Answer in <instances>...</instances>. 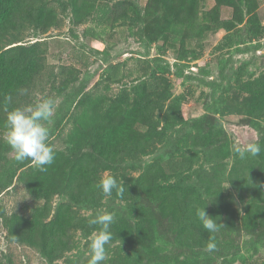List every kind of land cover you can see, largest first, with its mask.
<instances>
[{
    "label": "rangeland",
    "instance_id": "1",
    "mask_svg": "<svg viewBox=\"0 0 264 264\" xmlns=\"http://www.w3.org/2000/svg\"><path fill=\"white\" fill-rule=\"evenodd\" d=\"M85 1L87 13L78 18V8L86 12L79 0H29L40 24L14 18L10 33L17 40L9 46L10 33L4 38L0 29V56L17 80H27L21 87L27 94L15 95L11 108L46 97L57 101L47 124L56 155L46 172L34 161L18 168L3 140L5 111L1 115L0 264H88L90 238L99 228L89 220L105 212L115 215L101 264H264V34L252 36L264 29V0H184L181 9V0H172L171 12L147 20L150 0ZM105 6L114 15L112 27L98 12ZM170 20L184 29L175 42L164 25ZM149 23L152 40L143 31ZM218 23L233 28L214 30ZM103 28V37L87 33ZM227 34L233 46L217 49ZM19 48L28 49L20 54ZM108 62L121 64L118 82L101 78ZM155 76L162 78L159 96L147 88ZM189 87L194 98L177 108ZM93 99H116L121 121L138 111L153 115L163 135L139 154L135 143L97 127L99 118L87 112ZM250 142L262 151L241 159L235 146ZM170 159L184 160V172L164 174ZM104 175L117 179L123 195H103L96 185ZM204 207L220 224L214 233L196 216ZM68 218L76 228L68 220L67 232L55 228ZM210 237L217 245L212 252Z\"/></svg>",
    "mask_w": 264,
    "mask_h": 264
},
{
    "label": "trees",
    "instance_id": "2",
    "mask_svg": "<svg viewBox=\"0 0 264 264\" xmlns=\"http://www.w3.org/2000/svg\"><path fill=\"white\" fill-rule=\"evenodd\" d=\"M13 1L15 2V4H13ZM79 1L82 3V5L86 9L87 8L86 1L85 0H79ZM124 1L125 0H123L122 3H125ZM26 2L28 5L24 6L25 8H23L20 0H0V29H4V31H5V35H3L4 38L8 35V33H10V31H14V29H16L17 23L13 22L14 18H17L18 20H24V21L30 20L31 24H33V23L38 24V25L40 24L41 14L40 13H38L37 15L33 14L31 12V7L33 8V5L29 3V0H27ZM182 2H184V0H181L180 4H178L176 6V8L178 7L181 9L183 7ZM149 3H151V4L148 6V8L146 10L145 20H147L149 18L155 19V13H159L160 11H170L171 12L175 8V6L173 7L172 0H150ZM117 4H120V1ZM21 7L23 9L22 12H24L22 17L20 16V11H21L20 8ZM97 8H98V6H97ZM16 10H18V11L12 12V11H16ZM77 10L80 11V13H81V14H78V16H77L78 18L82 17L83 14L87 13V9L85 10L86 12H82L81 8H78ZM98 12L101 13V15L103 17H106L105 22H106V24H108V26L112 27L114 25L113 24V21L115 20L114 15L108 6L107 7L105 6L102 8L100 7ZM9 13H11V18H8ZM122 17H124V16H122ZM242 18H243V15L240 13L238 21L243 22ZM157 23H159V21L154 23L155 27L161 28L160 24H157ZM111 24H113V25H111ZM38 25H36V26H38ZM152 25H153V23H149V25L147 27L143 28V31L145 32L146 36L149 37L150 40H152V35H151L152 34V32H151L152 31ZM164 25H166V28L170 29V33H171L170 39H173L174 42H175L174 39H175L176 35L181 34L184 30L183 27L179 26L178 22H176L174 20L173 21L170 20V21L166 22ZM106 27H107V25H106ZM232 28H233V24H229V23H218L216 26H214V30H219V29L231 30ZM107 30H108V28H103L102 30H99V32L97 34H96V32H93V31L92 32L87 31V33L92 38H97V37L106 36ZM175 31H176V33H175ZM263 34H264V29H262V31L255 32L252 36H254V38H259ZM10 35H11V40L7 41L8 43H10V44H8V46L16 43L15 41L17 40V36H14L13 32H11ZM155 36H158V35L155 34ZM206 37H207V34H205V36H202L201 39L206 38ZM197 46H199V48H200L199 52L201 55L202 51L204 50V46H203L202 42L201 41H200V43L198 42ZM232 46H233L232 36L227 34L226 36H224L222 42L217 46V49L223 50L224 48H231ZM28 48H21L22 50L19 48V50H21L20 54L22 53L23 50L28 49ZM2 57L3 56H0V119L2 118L1 115H3V111H4V105H5V99L4 98L7 95H11L12 100H13L14 96L18 94V89H20L24 84L27 83V80H24V81L17 80V76L19 77L20 75H18V74L16 75V73H17L16 71L9 69V67H8L9 65L3 61ZM180 58H182V57H180ZM120 67H121L120 63L113 64L111 62H108V66L105 68V70L101 74V78H105L106 80H112V81L118 82L120 80L119 77L121 74ZM23 71H25V70H23ZM26 74H27V72H26ZM161 82H162V78L160 76H155L153 78V80L148 82V84H147L148 90L155 91V93H157L159 96L161 93H158V92L162 88ZM125 94H127V93L124 90L119 94V96L117 95V97H119L118 101L122 100V98H124ZM164 94H166V93H163V96H161L162 98L165 97ZM195 94H196V91L193 88L189 87L183 94H181L177 98L176 107L180 109L183 105H185L191 99H193ZM90 96H92V93H90ZM115 102L118 103L116 99L114 100L113 104H108L106 102H96V100L94 101V99L91 102L88 100V110H87L88 115L93 117V118H95V117L99 118L100 124H102L104 126L99 124L97 127H100V126H101V128L103 127L102 129L100 128V130H102V132H107L110 137H111V135H114V137H118V138H120V136H122L125 139V141H127V143H129V144L135 143L136 149H138L139 154L147 153V152L151 151L152 148L154 147V145H152V143L150 141L152 139L155 140V139L161 138V134H162L159 130H156L158 123L153 119L154 116L153 115L148 116L145 114L144 111H138L137 115L135 117L125 116L124 120L121 121L123 118L118 119L117 116H115V109H116V105H115L116 103ZM80 105H83V100L81 102H79V106ZM7 106L9 109H11L12 102L9 103ZM175 112L176 111L174 110V113ZM170 118H171V116L168 117V121L170 120ZM142 119H143V121H142ZM103 122L107 123V124H104ZM141 127L142 128H149L147 132H151L149 130H152L153 131L152 134L151 135L150 134H144L142 132L143 129ZM159 140H162V139H159ZM0 159H1V156H0ZM32 162L33 161H31V160H25L22 163L15 161V163H18V168H20V169L31 165ZM163 165L166 168V170L165 169L163 170L164 174H165V171L166 172L168 171V173H170V174H181L186 169L187 163L181 159H170V160L164 161ZM106 167H109V166H107V165L106 166L105 165L100 166L98 171H103L104 169L106 170ZM4 173L7 174L8 170H4ZM15 173H16V171H15ZM13 175H14V173H12V176ZM66 220H68L67 226H72V228H76V226H74L71 223L69 218L65 219L64 221L57 220L58 222L55 223V225H56L55 228L56 229L57 228L63 229L64 233L67 232L68 229L64 228ZM68 222H69V224H68ZM68 235L69 234H67V236ZM67 236L65 238L66 239L65 245L67 242H69V240L67 241V239H68ZM48 250H49V247L46 245V252L47 253H48Z\"/></svg>",
    "mask_w": 264,
    "mask_h": 264
},
{
    "label": "clouds",
    "instance_id": "3",
    "mask_svg": "<svg viewBox=\"0 0 264 264\" xmlns=\"http://www.w3.org/2000/svg\"><path fill=\"white\" fill-rule=\"evenodd\" d=\"M18 94H27V89H18ZM4 99V111L6 113L4 142L14 153L15 161L20 163L25 160L34 161L41 172H46V166L53 164L56 155L53 146L48 142L50 129L47 124L54 114L57 101L52 97H46L33 104L9 109L7 105L11 103L12 96L7 95ZM234 150L241 159H245L247 156L259 155L262 148L259 143L250 142L243 146H235ZM96 187L101 189L105 197H110L113 190L116 191L117 195H123L124 192L121 184L111 175L102 176ZM114 215V213L105 212L97 214L89 220V225H98L99 228L93 232L90 238L88 264H101L105 260L106 246L112 240L110 226L114 222ZM196 216L203 228L209 233L219 230L220 224L207 214L205 207L198 209ZM216 247V243L210 237L206 244L207 251H215Z\"/></svg>",
    "mask_w": 264,
    "mask_h": 264
}]
</instances>
